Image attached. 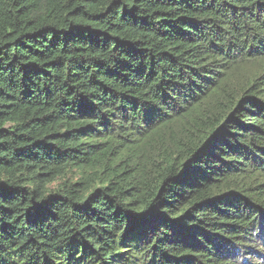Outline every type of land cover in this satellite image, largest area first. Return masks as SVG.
<instances>
[{"label": "trees", "instance_id": "16d2710c", "mask_svg": "<svg viewBox=\"0 0 264 264\" xmlns=\"http://www.w3.org/2000/svg\"><path fill=\"white\" fill-rule=\"evenodd\" d=\"M0 264H264V0H0Z\"/></svg>", "mask_w": 264, "mask_h": 264}]
</instances>
